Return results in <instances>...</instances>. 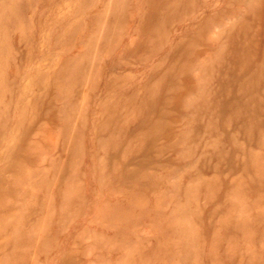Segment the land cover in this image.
Wrapping results in <instances>:
<instances>
[{
	"label": "rangeland",
	"instance_id": "rangeland-1",
	"mask_svg": "<svg viewBox=\"0 0 264 264\" xmlns=\"http://www.w3.org/2000/svg\"><path fill=\"white\" fill-rule=\"evenodd\" d=\"M0 264H264V0H0Z\"/></svg>",
	"mask_w": 264,
	"mask_h": 264
}]
</instances>
